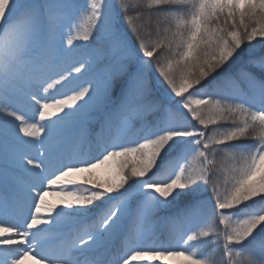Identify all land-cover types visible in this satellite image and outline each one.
Returning <instances> with one entry per match:
<instances>
[{"label":"snow or ice","instance_id":"6c2138e0","mask_svg":"<svg viewBox=\"0 0 264 264\" xmlns=\"http://www.w3.org/2000/svg\"><path fill=\"white\" fill-rule=\"evenodd\" d=\"M264 264V0H0V264Z\"/></svg>","mask_w":264,"mask_h":264},{"label":"bare ground","instance_id":"6f19581e","mask_svg":"<svg viewBox=\"0 0 264 264\" xmlns=\"http://www.w3.org/2000/svg\"><path fill=\"white\" fill-rule=\"evenodd\" d=\"M26 264H33V261H26Z\"/></svg>","mask_w":264,"mask_h":264}]
</instances>
